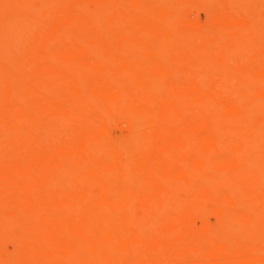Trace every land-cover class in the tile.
Returning a JSON list of instances; mask_svg holds the SVG:
<instances>
[{"label": "bare ground", "instance_id": "obj_1", "mask_svg": "<svg viewBox=\"0 0 264 264\" xmlns=\"http://www.w3.org/2000/svg\"><path fill=\"white\" fill-rule=\"evenodd\" d=\"M0 264H264V0H0Z\"/></svg>", "mask_w": 264, "mask_h": 264}, {"label": "rangeland", "instance_id": "obj_2", "mask_svg": "<svg viewBox=\"0 0 264 264\" xmlns=\"http://www.w3.org/2000/svg\"><path fill=\"white\" fill-rule=\"evenodd\" d=\"M78 147H79V149H80V150L84 151V150H85V148H86L85 141H84V140H79V141H78ZM138 216L140 217V216H141V214H140V213H138Z\"/></svg>", "mask_w": 264, "mask_h": 264}]
</instances>
